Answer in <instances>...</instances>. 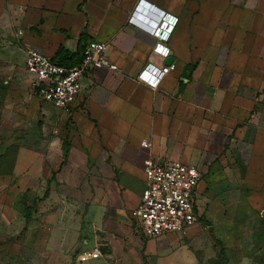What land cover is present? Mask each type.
Wrapping results in <instances>:
<instances>
[{
  "label": "crops",
  "instance_id": "1",
  "mask_svg": "<svg viewBox=\"0 0 264 264\" xmlns=\"http://www.w3.org/2000/svg\"><path fill=\"white\" fill-rule=\"evenodd\" d=\"M136 10L178 17L155 88L136 76L168 58L129 22ZM88 40L118 71L88 74L69 112L40 99L27 49L58 61ZM148 159L205 173L204 218L264 209V0H0V238L61 259L96 248L98 264L133 262L142 240L147 262L167 255L181 236L149 239L130 215Z\"/></svg>",
  "mask_w": 264,
  "mask_h": 264
},
{
  "label": "built area",
  "instance_id": "2",
  "mask_svg": "<svg viewBox=\"0 0 264 264\" xmlns=\"http://www.w3.org/2000/svg\"><path fill=\"white\" fill-rule=\"evenodd\" d=\"M156 11V16L150 19L149 15H140L136 10L129 22L148 31L154 38L152 51L166 59L170 55V48L166 43L178 17ZM20 33L18 30L17 34ZM107 48L108 43L105 41L88 40L81 59L72 65L60 64L39 50L28 48L25 68L34 76L31 84L34 92L43 101L69 112L83 88V79L88 74L100 68L118 71L117 65L107 57ZM173 67V62L162 66L148 62L139 70L136 79L155 88L161 81V75L163 78ZM143 172L144 187L137 205L130 212L137 228L147 238L163 237L169 233L185 238L189 230L199 226L204 219L199 206L198 186L205 173L198 166L179 160L151 159L144 162ZM99 256L100 252L95 248L82 253L79 260Z\"/></svg>",
  "mask_w": 264,
  "mask_h": 264
},
{
  "label": "rangeland",
  "instance_id": "3",
  "mask_svg": "<svg viewBox=\"0 0 264 264\" xmlns=\"http://www.w3.org/2000/svg\"><path fill=\"white\" fill-rule=\"evenodd\" d=\"M9 167L8 161L4 169ZM251 209L250 205L235 206L231 211L204 218L194 236L185 240L180 237L173 244L168 238L165 246L169 253L162 257L154 253L150 262L145 260L146 240H142L136 248V259L129 264H264V209ZM13 243L0 238V264H98L93 259H61L41 249L31 253Z\"/></svg>",
  "mask_w": 264,
  "mask_h": 264
},
{
  "label": "trees",
  "instance_id": "4",
  "mask_svg": "<svg viewBox=\"0 0 264 264\" xmlns=\"http://www.w3.org/2000/svg\"><path fill=\"white\" fill-rule=\"evenodd\" d=\"M83 48L84 45L81 49V51H79L78 53H74V54H69L63 50H59L57 53L58 56V61L60 64H65V65H72L76 62H78L81 57H82V53H83Z\"/></svg>",
  "mask_w": 264,
  "mask_h": 264
},
{
  "label": "water",
  "instance_id": "5",
  "mask_svg": "<svg viewBox=\"0 0 264 264\" xmlns=\"http://www.w3.org/2000/svg\"><path fill=\"white\" fill-rule=\"evenodd\" d=\"M172 61H171V58H168L167 60H166V64H169V63H171Z\"/></svg>",
  "mask_w": 264,
  "mask_h": 264
},
{
  "label": "snow or ice",
  "instance_id": "6",
  "mask_svg": "<svg viewBox=\"0 0 264 264\" xmlns=\"http://www.w3.org/2000/svg\"><path fill=\"white\" fill-rule=\"evenodd\" d=\"M158 51H165V50H163V49H158ZM146 79H147V77H145Z\"/></svg>",
  "mask_w": 264,
  "mask_h": 264
},
{
  "label": "clouds",
  "instance_id": "7",
  "mask_svg": "<svg viewBox=\"0 0 264 264\" xmlns=\"http://www.w3.org/2000/svg\"><path fill=\"white\" fill-rule=\"evenodd\" d=\"M141 78L143 79V76ZM161 79H162V75H161ZM157 83H158V81H157ZM153 86H155V84Z\"/></svg>",
  "mask_w": 264,
  "mask_h": 264
}]
</instances>
